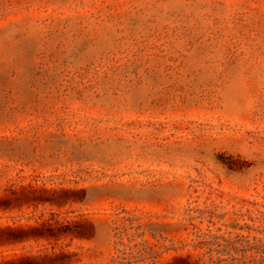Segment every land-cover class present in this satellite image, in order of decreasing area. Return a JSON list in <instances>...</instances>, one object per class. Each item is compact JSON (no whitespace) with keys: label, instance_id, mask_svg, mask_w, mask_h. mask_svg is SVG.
<instances>
[{"label":"rangeland","instance_id":"374dc122","mask_svg":"<svg viewBox=\"0 0 264 264\" xmlns=\"http://www.w3.org/2000/svg\"><path fill=\"white\" fill-rule=\"evenodd\" d=\"M264 264V0H0V264Z\"/></svg>","mask_w":264,"mask_h":264},{"label":"trees","instance_id":"16d2710c","mask_svg":"<svg viewBox=\"0 0 264 264\" xmlns=\"http://www.w3.org/2000/svg\"><path fill=\"white\" fill-rule=\"evenodd\" d=\"M114 264H152V263H142V260L131 261L127 260L125 257L120 259L112 260Z\"/></svg>","mask_w":264,"mask_h":264}]
</instances>
